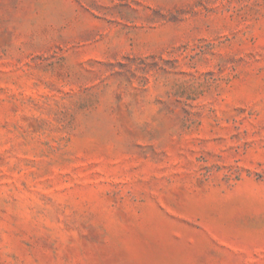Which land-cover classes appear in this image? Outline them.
<instances>
[{"label":"rangeland","instance_id":"1","mask_svg":"<svg viewBox=\"0 0 264 264\" xmlns=\"http://www.w3.org/2000/svg\"><path fill=\"white\" fill-rule=\"evenodd\" d=\"M0 264H264V0H0Z\"/></svg>","mask_w":264,"mask_h":264}]
</instances>
